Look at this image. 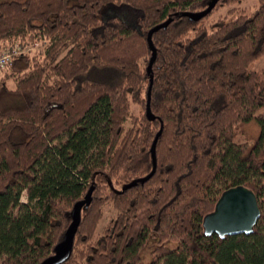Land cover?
Segmentation results:
<instances>
[{"label": "trees", "instance_id": "16d2710c", "mask_svg": "<svg viewBox=\"0 0 264 264\" xmlns=\"http://www.w3.org/2000/svg\"><path fill=\"white\" fill-rule=\"evenodd\" d=\"M210 1L0 0V264L54 253L90 187L59 264H138L151 237L148 264H264V0L190 18ZM236 185L253 232L206 235Z\"/></svg>", "mask_w": 264, "mask_h": 264}, {"label": "water", "instance_id": "95a60500", "mask_svg": "<svg viewBox=\"0 0 264 264\" xmlns=\"http://www.w3.org/2000/svg\"><path fill=\"white\" fill-rule=\"evenodd\" d=\"M218 2L211 0L209 4L198 11L188 12L190 18L199 19L206 15ZM170 21V18L150 28L147 34V40L152 48V58L155 56V47L152 42L153 31L160 27H165ZM151 83V79H150ZM150 86L147 93V101H149ZM149 103V102H147ZM147 115L153 117L149 105L147 104ZM155 144L156 137L151 146L153 169L155 168ZM152 171L140 180H145ZM92 187H90L84 198L75 202L72 210V222L65 232L64 238L55 247V252L44 258L39 264H59L65 260L72 248L74 235L80 221V212L84 204H88L91 199ZM260 216V208L255 192L244 185H236L225 189L217 199L212 211L206 213L203 217V231L206 235L215 233L223 238L226 235L253 232L254 225Z\"/></svg>", "mask_w": 264, "mask_h": 264}, {"label": "rangeland", "instance_id": "374dc122", "mask_svg": "<svg viewBox=\"0 0 264 264\" xmlns=\"http://www.w3.org/2000/svg\"><path fill=\"white\" fill-rule=\"evenodd\" d=\"M257 5H258L257 0H239L236 2H232L230 4L221 5V6L217 7L211 14L208 15V17L206 19H208V20L214 19L217 16L225 14L226 15L225 20H228L231 17V15H233V13H235L237 11V9H235L233 12H228L227 9L229 7H236V8L242 7V8H244L246 13H252L256 9ZM191 33L192 32H190L189 35ZM14 49H16V48H14ZM19 49H21L22 52L28 51V52H31L32 54H37L39 51V42L35 46H32V47H31V45L29 46V45L24 44L22 46V48H19ZM263 67H264V55L261 56L259 59H257V61L253 65V68H255V69H261ZM5 70L6 69L0 68V77L4 74ZM115 187H119V185H115ZM23 199H25V196H23ZM156 241H157L156 237H151L147 240L145 246L142 249L141 260L138 264H148V262L151 258L152 248L155 246ZM166 244H168V242H166Z\"/></svg>", "mask_w": 264, "mask_h": 264}, {"label": "built area", "instance_id": "2783aa9c", "mask_svg": "<svg viewBox=\"0 0 264 264\" xmlns=\"http://www.w3.org/2000/svg\"><path fill=\"white\" fill-rule=\"evenodd\" d=\"M18 52H20V50L15 49L12 51H5L0 53V68L7 65L11 61L13 55L17 54Z\"/></svg>", "mask_w": 264, "mask_h": 264}]
</instances>
